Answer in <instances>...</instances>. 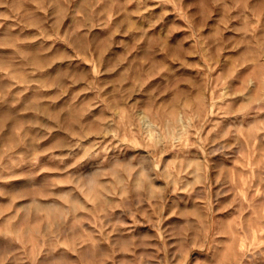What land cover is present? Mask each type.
I'll return each mask as SVG.
<instances>
[{
    "label": "clouds",
    "instance_id": "obj_1",
    "mask_svg": "<svg viewBox=\"0 0 264 264\" xmlns=\"http://www.w3.org/2000/svg\"><path fill=\"white\" fill-rule=\"evenodd\" d=\"M0 264H264V0H0Z\"/></svg>",
    "mask_w": 264,
    "mask_h": 264
}]
</instances>
